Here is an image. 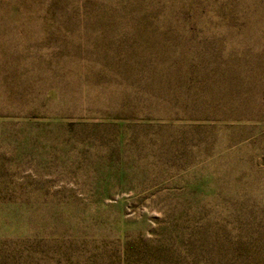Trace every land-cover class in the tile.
Returning a JSON list of instances; mask_svg holds the SVG:
<instances>
[{
  "label": "rangeland",
  "instance_id": "rangeland-1",
  "mask_svg": "<svg viewBox=\"0 0 264 264\" xmlns=\"http://www.w3.org/2000/svg\"><path fill=\"white\" fill-rule=\"evenodd\" d=\"M0 264H264V0H0Z\"/></svg>",
  "mask_w": 264,
  "mask_h": 264
}]
</instances>
